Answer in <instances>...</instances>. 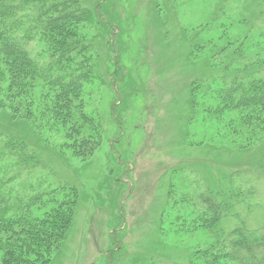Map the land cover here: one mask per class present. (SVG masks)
<instances>
[{"label": "rangeland", "instance_id": "374dc122", "mask_svg": "<svg viewBox=\"0 0 264 264\" xmlns=\"http://www.w3.org/2000/svg\"><path fill=\"white\" fill-rule=\"evenodd\" d=\"M76 3L72 60L91 74L75 93L49 83L38 4L0 19V45L34 65L0 58V182L16 206L0 264L50 228L37 264H237L226 234L264 231V0Z\"/></svg>", "mask_w": 264, "mask_h": 264}, {"label": "trees", "instance_id": "16d2710c", "mask_svg": "<svg viewBox=\"0 0 264 264\" xmlns=\"http://www.w3.org/2000/svg\"><path fill=\"white\" fill-rule=\"evenodd\" d=\"M62 2H46L45 0H0V19L11 18L16 15L21 5L31 3L38 4L37 22L42 26V30L46 34L47 44L52 47L54 58L57 56L56 67L59 69V75L50 79V85L60 89L65 95L66 93H75L83 89V84L88 80L90 71L82 68L86 62L74 63L72 53L75 52L74 43H70L71 37L68 26L72 23L79 22L83 19L84 11L77 6L76 0H61ZM64 6L61 10V7ZM73 6H75L73 8ZM22 9V8H21ZM60 9V10H59ZM56 14L57 16H54ZM0 58H3L18 68H23L26 71L33 70V61L29 57L26 50L19 45L14 39L7 40L0 45ZM73 66V67H72ZM52 67L50 68V70ZM13 182L12 179L3 180L0 182V224L8 223L12 220L16 206L11 203V192L9 185ZM8 187V189H7ZM6 190V191H5ZM5 191V192H4ZM9 192V193H8ZM8 193V194H7ZM7 194V195H6ZM205 205L211 212L219 214V206L214 200L204 197ZM222 213V212H220ZM216 215V214H215ZM70 217L67 214L59 213L49 219L50 227L62 232L66 227ZM48 222V223H49ZM51 229V228H50ZM44 232L38 231L41 235L40 244L32 246V250L27 248L28 254H23V251L12 248L11 251L6 250V260H12V264H37L30 260L31 255L39 259H45L44 255H48L51 247L52 229ZM38 236V235H35ZM32 236V237H35ZM39 241V240H38ZM35 243V242H33ZM226 258L231 259L237 264H264V231L262 230H246L242 226H235L228 232L224 240ZM46 249V253L44 252ZM8 253V254H7ZM10 253V254H9Z\"/></svg>", "mask_w": 264, "mask_h": 264}]
</instances>
